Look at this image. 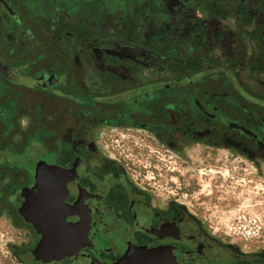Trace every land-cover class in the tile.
Segmentation results:
<instances>
[{
  "label": "flooded vegetation",
  "instance_id": "flooded-vegetation-1",
  "mask_svg": "<svg viewBox=\"0 0 264 264\" xmlns=\"http://www.w3.org/2000/svg\"><path fill=\"white\" fill-rule=\"evenodd\" d=\"M113 130L264 173V0H0V219L20 234L13 258L264 264V249L135 182L102 143ZM18 156L67 180L48 188Z\"/></svg>",
  "mask_w": 264,
  "mask_h": 264
},
{
  "label": "rangeland",
  "instance_id": "rangeland-1",
  "mask_svg": "<svg viewBox=\"0 0 264 264\" xmlns=\"http://www.w3.org/2000/svg\"><path fill=\"white\" fill-rule=\"evenodd\" d=\"M101 139L140 186L161 200L184 204L222 238L247 250L264 249V173L233 154L210 148L172 152L141 130H113ZM39 154L40 149H34L32 159ZM16 164L32 180H46L48 188L57 180H67L62 171L48 167L46 172L19 156ZM51 194L60 198L58 191ZM18 237L0 219V264H19L8 249L10 241H21Z\"/></svg>",
  "mask_w": 264,
  "mask_h": 264
},
{
  "label": "water",
  "instance_id": "water-1",
  "mask_svg": "<svg viewBox=\"0 0 264 264\" xmlns=\"http://www.w3.org/2000/svg\"><path fill=\"white\" fill-rule=\"evenodd\" d=\"M38 166H40V165H38Z\"/></svg>",
  "mask_w": 264,
  "mask_h": 264
}]
</instances>
